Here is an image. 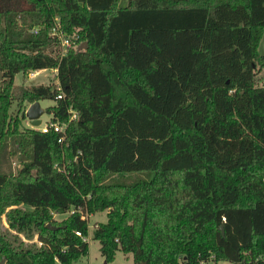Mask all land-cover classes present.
Instances as JSON below:
<instances>
[{
	"label": "trees",
	"instance_id": "obj_1",
	"mask_svg": "<svg viewBox=\"0 0 264 264\" xmlns=\"http://www.w3.org/2000/svg\"><path fill=\"white\" fill-rule=\"evenodd\" d=\"M263 39L264 0H0V264H76L105 211V264H264ZM42 100L64 134L22 126Z\"/></svg>",
	"mask_w": 264,
	"mask_h": 264
},
{
	"label": "rangeland",
	"instance_id": "obj_2",
	"mask_svg": "<svg viewBox=\"0 0 264 264\" xmlns=\"http://www.w3.org/2000/svg\"><path fill=\"white\" fill-rule=\"evenodd\" d=\"M124 1L121 2V5L124 6L125 3ZM259 53L264 54V39L262 40L261 44L259 45ZM264 76V72L262 74ZM15 85L22 84L23 86H33V85H48L51 83H56L55 81V73L53 70H42L35 72L34 74L27 75V77L22 78L21 75H17L14 80ZM39 105L41 109L45 110L49 107H53L55 105V101L52 100H42L39 102ZM28 107V104L26 105V108ZM25 108V110H26ZM21 107L18 105L16 102L12 103L11 108L9 110V114L12 117H21L20 111ZM22 118V117H21ZM41 119V125L39 127H42L46 124H49L51 121V115L47 114L45 111L43 115L40 117ZM21 124L23 127L33 129L28 121L25 119H21ZM36 130V129H34ZM19 164L14 160L12 163V168L13 171L16 172L17 168H19ZM151 175L147 173H135V174H126L123 176L120 175H112L108 178L106 183L109 184H124V185H130L136 182L140 181H149L151 179ZM107 211L105 212H99L96 213L92 216H90L88 219V236H87V243H88V254L86 257L81 258L76 264H103L104 259L100 255L99 252V243L94 241L92 239V234L94 229L96 228L97 225L101 223H106L107 218H106ZM68 215H62L58 216L56 215L54 218L57 222H60L64 220ZM1 227L3 229L7 228V223L5 219V215H2L1 218ZM22 240L24 243L28 244L30 241H27L25 239ZM110 264H133L132 259L128 256H124L122 253H117L115 256V259L112 263ZM219 264H230L227 262H219Z\"/></svg>",
	"mask_w": 264,
	"mask_h": 264
},
{
	"label": "built area",
	"instance_id": "obj_3",
	"mask_svg": "<svg viewBox=\"0 0 264 264\" xmlns=\"http://www.w3.org/2000/svg\"><path fill=\"white\" fill-rule=\"evenodd\" d=\"M34 33H36L37 31L36 30H33ZM50 36L51 37H55L58 39L59 41V44H60V53H61V56H63L69 47H71L72 43L71 41L68 39V38H65V34L64 32L61 30V26L60 24L56 21V23L54 24V26L52 27L51 31H50ZM53 72L55 73V76H56V71L53 70ZM35 72H32V73H29V75L31 74H34ZM56 85H58V83L56 82ZM259 87L262 88L264 90V82L260 83L259 84ZM62 98L61 95H58L57 96V99H60ZM75 118V114L74 113H71V116H70V120L74 119ZM67 127V124H64V125H60V124H57V123H49V124H46L42 127H38V128H33V129H36L38 131H41L43 133H46L50 130H53L55 133H62L64 134V129ZM62 139L61 138L59 140V142H62ZM76 212H80V210H75V209H71L66 215H73L75 214ZM87 218V217H85ZM75 235L82 238V240L84 242H87V238H83L81 233L80 232H75ZM55 261L58 263L57 259H55ZM200 264H205L204 262H201ZM207 264H212L211 263H207Z\"/></svg>",
	"mask_w": 264,
	"mask_h": 264
},
{
	"label": "water",
	"instance_id": "obj_4",
	"mask_svg": "<svg viewBox=\"0 0 264 264\" xmlns=\"http://www.w3.org/2000/svg\"><path fill=\"white\" fill-rule=\"evenodd\" d=\"M85 47H86V45L83 44L82 46L79 47V50H82ZM43 113H44V110L41 109L39 102H35V103L30 104L26 108L24 115H25V118L28 121L29 125L32 128H38L41 125L40 117L43 115ZM47 228L49 230H52V231H55L58 229L57 227H53L52 225H47ZM219 231L223 235V228L222 227L219 228ZM103 264H105V263H103Z\"/></svg>",
	"mask_w": 264,
	"mask_h": 264
}]
</instances>
